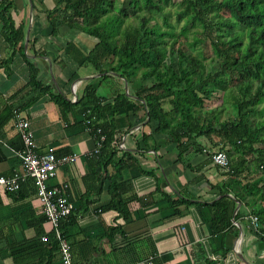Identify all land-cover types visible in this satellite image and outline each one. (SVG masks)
Masks as SVG:
<instances>
[{
    "label": "trees",
    "instance_id": "obj_1",
    "mask_svg": "<svg viewBox=\"0 0 264 264\" xmlns=\"http://www.w3.org/2000/svg\"><path fill=\"white\" fill-rule=\"evenodd\" d=\"M13 3L0 0L1 34L9 49L18 47L21 51L24 26L14 23ZM54 3L45 11L52 31L64 24L96 39L80 65L91 66L98 75L86 82L76 101L59 91L50 94L64 118L74 111L83 116L82 122L91 128L90 135H104L100 150L88 157L90 171L83 178L85 185L96 186L98 193L106 184L110 198L99 207L101 210L115 208L125 222L134 217L128 207L131 198H124L122 193L130 188L123 170L135 158L128 149L119 147L131 126L130 113L136 123L146 122L151 128L136 140V150L156 151L159 138L167 135L177 144L179 160L187 157L189 146L183 145L184 138L191 139L193 147L197 143L199 151L204 145L197 138L213 145L208 146L210 153L221 150L227 154V178L212 184L221 195L208 205L211 226L217 231L231 226L235 200L241 199V193H263L264 197V0ZM204 45L211 49V56L204 54ZM33 74L30 83L49 92L37 79V69L33 68ZM124 82L130 87L128 92L118 87ZM15 106L4 107L0 126L13 117ZM125 110L129 111L115 117L114 112ZM212 135L219 140L213 142ZM108 166L114 171H108ZM26 185L34 184L31 180L22 182L18 193H23ZM69 192L71 195L70 188ZM169 201L170 207L176 202ZM173 213L179 210L174 208ZM254 214L262 225L257 233L261 236L264 208ZM76 219L72 209L60 222L68 240L76 230ZM41 220L47 221L44 214ZM119 229V225L110 227L108 238L111 240ZM39 233L34 257L38 263L51 264L58 254L57 240L50 228ZM42 235L47 236L45 240ZM153 264H161L160 259L155 258Z\"/></svg>",
    "mask_w": 264,
    "mask_h": 264
},
{
    "label": "crops",
    "instance_id": "obj_2",
    "mask_svg": "<svg viewBox=\"0 0 264 264\" xmlns=\"http://www.w3.org/2000/svg\"><path fill=\"white\" fill-rule=\"evenodd\" d=\"M54 5V0H14L11 16L16 26H24L21 51L18 47L8 48L0 22V115L7 105L20 106L29 119L39 151L51 145L56 155H78L74 164L59 166L49 181L68 183V196L77 213L76 230L69 238L73 261L137 264L153 255L161 264H264V244L248 218L264 208L263 193H241V199L235 200L231 226L217 231L211 226L208 205L221 195L212 184L223 183L227 175L209 158V147L213 145L197 138L204 145L199 151L197 143L193 147L194 142L184 138L183 145L189 146L187 157L179 160L177 144L162 135L158 150H136V140L151 128L146 122L136 123L131 113V126L122 141L135 159L123 170L130 188L122 196L131 198L128 207L133 220L125 222L115 208H99L110 198L106 184L98 193L96 186L92 191L93 187H87L83 180L90 171L88 157L92 155L87 153L95 139L86 130L83 116L72 111L64 118L50 94L59 91L72 99L74 87L78 98L86 82L98 75L91 66L80 65L96 39L64 24L52 31L45 11ZM33 68L49 92L30 83ZM124 83L128 92L129 86ZM127 111L114 115L118 118ZM0 138V175L8 176L21 169L16 153L22 141L13 117L0 126ZM212 138L213 142L219 140L215 135ZM109 170L113 168L108 166ZM33 188L26 185L23 193L0 188V264H42L34 257L35 242L41 229H49V224L41 220L43 212ZM228 195L234 197L233 193ZM169 199L176 201L172 207ZM174 208L179 213H173ZM261 219L264 221V214ZM118 225L120 229L110 240L107 230ZM51 264H61L59 253Z\"/></svg>",
    "mask_w": 264,
    "mask_h": 264
},
{
    "label": "built area",
    "instance_id": "obj_3",
    "mask_svg": "<svg viewBox=\"0 0 264 264\" xmlns=\"http://www.w3.org/2000/svg\"><path fill=\"white\" fill-rule=\"evenodd\" d=\"M71 90L73 96L71 100L76 101L77 97L74 87ZM12 113L14 127L22 141V146L16 153L20 160L21 169L19 171L14 170L8 176L0 175V188L6 192H15L20 188L22 182L31 179L35 187V194L41 205V210L52 234L57 240L60 263L76 264L73 261L71 244L60 228L61 220L74 208L68 196V183L50 184L49 181L55 177L59 166L74 164L78 155L76 153L56 155L55 148L51 145H48L45 151H39V145L33 136L29 119L22 112L21 107L16 105ZM86 123H89V121L87 120ZM86 130L90 131L91 128L86 126ZM97 131L100 132V128ZM94 139L95 144L88 151V155H93L100 150L104 135L100 134L99 137ZM0 142H3L1 138ZM119 147H125L124 141L119 144ZM210 154L211 161L222 171L228 169L229 158L224 151L218 150ZM248 218L251 229L259 233L262 225L258 216L252 213ZM261 234L260 237L264 244V233ZM46 237V235H42L41 239L45 240ZM153 261L154 256L150 255L146 259L138 261L137 264H153Z\"/></svg>",
    "mask_w": 264,
    "mask_h": 264
},
{
    "label": "rangeland",
    "instance_id": "obj_4",
    "mask_svg": "<svg viewBox=\"0 0 264 264\" xmlns=\"http://www.w3.org/2000/svg\"><path fill=\"white\" fill-rule=\"evenodd\" d=\"M191 49H193V48H191ZM203 52H204L205 55H209V56L212 55V51H211V49L209 48V46L204 45V47H203ZM94 79H95V78H94ZM108 80L111 81V79H109V78H108ZM118 83L120 84L119 81H118ZM122 86H123V88H125V83H124ZM104 89H105V88H104ZM128 89H130V87H129Z\"/></svg>",
    "mask_w": 264,
    "mask_h": 264
}]
</instances>
